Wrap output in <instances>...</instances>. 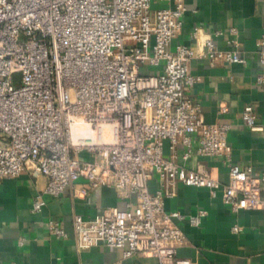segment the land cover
Here are the masks:
<instances>
[{"label":"built area","instance_id":"1","mask_svg":"<svg viewBox=\"0 0 264 264\" xmlns=\"http://www.w3.org/2000/svg\"><path fill=\"white\" fill-rule=\"evenodd\" d=\"M151 4L169 7L150 12ZM185 10L184 0H0V181L22 173L45 179L31 213L44 207L43 195L58 198L80 178L90 189L107 186L123 201L135 199L124 210L106 208L93 219L74 216L80 251L102 244L123 250L124 257L192 264L176 258L186 244L177 222L197 228L207 213L165 211L164 200L175 196L177 185L207 189L211 197L222 190L231 212L264 214V173L251 176L230 164V126L205 123L189 97L197 81L189 71L194 49L170 48ZM198 33L195 28L191 36L195 43ZM259 45L264 65V38ZM204 47L210 66L245 64L236 51H218L209 40ZM256 81L262 84L264 76ZM241 120L258 129L251 106L243 108ZM194 144L198 156L228 163L226 185L176 163L178 149L186 163ZM81 152L91 161L79 160ZM153 178L158 189L150 193ZM75 196L84 198L85 191ZM47 232L68 238L56 221L48 222Z\"/></svg>","mask_w":264,"mask_h":264},{"label":"crops","instance_id":"2","mask_svg":"<svg viewBox=\"0 0 264 264\" xmlns=\"http://www.w3.org/2000/svg\"><path fill=\"white\" fill-rule=\"evenodd\" d=\"M184 6L182 27L170 48L183 44L195 51L189 71L197 81L188 91L189 97L205 123L230 126V164L248 170L251 176H259L264 173V82L258 84L256 79L264 76L259 56V43L264 38V0H184ZM195 28L199 29L197 43L191 38ZM206 40L218 51H236L245 64L218 61L210 66L205 55ZM248 105L256 117L257 130H249L241 120L242 110ZM220 107L226 111L221 113ZM182 153L179 148L177 164L189 170L202 169L221 185L228 183V163L223 159L198 156L195 144L186 163L181 159ZM163 155H169L168 142H164ZM78 159L91 161L86 152L79 153ZM44 186V178L34 179L27 173L0 181V264H157L156 259L140 254L124 257L123 250L102 244L85 251L76 247L74 216L89 220L106 208L124 210L128 202L134 203V197L123 201L111 187L90 189L87 181L80 178L58 198L43 195L44 207L31 213V203ZM80 189L85 191L84 198L75 196ZM157 189L156 178L148 181L150 193ZM164 209L184 216L195 215L199 210L207 213L197 228L186 221L177 222L186 244L177 249L176 258L188 259L192 264H264L262 211L233 213L222 201V190L211 197L207 189L182 185H177L173 198L164 200ZM49 221L58 222L68 238L49 236ZM233 226H239L241 232L233 234Z\"/></svg>","mask_w":264,"mask_h":264},{"label":"rangeland","instance_id":"3","mask_svg":"<svg viewBox=\"0 0 264 264\" xmlns=\"http://www.w3.org/2000/svg\"><path fill=\"white\" fill-rule=\"evenodd\" d=\"M159 8H161L160 5H158V4H151V6H150V12H154L155 10H157Z\"/></svg>","mask_w":264,"mask_h":264}]
</instances>
